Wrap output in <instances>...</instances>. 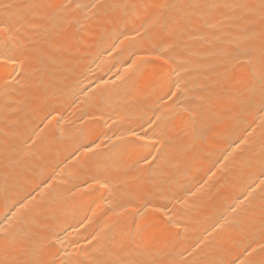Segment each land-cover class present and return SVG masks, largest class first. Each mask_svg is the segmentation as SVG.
I'll use <instances>...</instances> for the list:
<instances>
[{
	"label": "bare ground",
	"instance_id": "1",
	"mask_svg": "<svg viewBox=\"0 0 264 264\" xmlns=\"http://www.w3.org/2000/svg\"><path fill=\"white\" fill-rule=\"evenodd\" d=\"M262 4L0 0L19 60L0 66V221L26 218L18 247L42 244L44 264H264ZM93 141L121 145L99 171ZM16 251L0 240V260Z\"/></svg>",
	"mask_w": 264,
	"mask_h": 264
},
{
	"label": "snow or ice",
	"instance_id": "2",
	"mask_svg": "<svg viewBox=\"0 0 264 264\" xmlns=\"http://www.w3.org/2000/svg\"><path fill=\"white\" fill-rule=\"evenodd\" d=\"M264 7V4L261 5ZM66 7V6H65ZM77 7H80L77 5ZM113 7H120V5H113ZM132 7H135L134 5ZM170 7L167 4L160 5L161 9H167ZM208 7H218V5H208ZM12 24L7 20H0V66L7 68L9 65H16L19 63L18 57L15 54L10 42L9 38L12 35ZM15 71V68H13ZM20 75V73H17ZM260 80L262 84L261 88V107L264 109V67L261 68ZM19 83V81H17ZM171 95V93H169ZM164 97H161L163 100ZM47 118V117H46ZM160 117H156V120H159ZM149 124L153 123V121H149ZM198 131V130H197ZM130 136H136L135 131H131L128 133ZM199 134L204 135L205 132H199ZM117 140H121L120 137H117ZM121 145L124 147L129 146V142L126 140H121ZM121 145L113 144L112 148L109 149L108 152L96 151L100 149L101 144L93 141L89 145H81L84 148L86 153H91L88 159L85 161V165L91 167L94 171H99L101 168L106 167L110 163V153H112L115 149L120 148ZM79 152V149L73 153L76 155ZM147 160V158H144ZM16 217V213L6 214L2 221H0V233L3 235L0 236V240L3 241V244L7 251H11L16 249V255L13 256L11 260L3 259L0 260V264H44L43 260L36 259L34 257L38 256L40 250L43 245L33 244L30 248L25 249L23 247H18L22 240L30 235H32L29 231V224L24 217H20L16 220L15 228H12L11 225L13 223L14 218ZM235 264V262H233ZM243 264V262H241Z\"/></svg>",
	"mask_w": 264,
	"mask_h": 264
}]
</instances>
